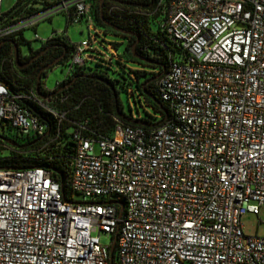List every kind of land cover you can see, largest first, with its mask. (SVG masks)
<instances>
[{"label":"built area","instance_id":"built-area-1","mask_svg":"<svg viewBox=\"0 0 264 264\" xmlns=\"http://www.w3.org/2000/svg\"><path fill=\"white\" fill-rule=\"evenodd\" d=\"M52 2L0 24V40L73 7V23L95 33L90 0ZM158 5L181 49L158 83L171 118L153 129L118 121L110 136L77 130L68 195L43 166L0 167V264H110L102 234L117 231L118 264H264V237L242 223L264 206V0ZM91 42L74 43L57 86L86 64ZM56 94L14 91L0 78V129L45 136L18 100L63 122L66 112L48 104Z\"/></svg>","mask_w":264,"mask_h":264},{"label":"trees","instance_id":"trees-1","mask_svg":"<svg viewBox=\"0 0 264 264\" xmlns=\"http://www.w3.org/2000/svg\"><path fill=\"white\" fill-rule=\"evenodd\" d=\"M90 3L96 35L102 31H112L128 40L124 54H117V60L120 63L124 59L130 60L150 69H133L131 72L139 91L145 92L143 96L146 103L160 113V119H153L154 116L151 115L149 118L127 115L121 107L119 91L116 86L118 80L111 78L108 72L93 68L88 63V58L91 56L89 54H87L86 64L77 67L74 73L67 80L58 84L56 88L60 89L66 86L75 78L72 84L58 92L48 102L52 108L66 112L63 122H59L57 117L36 101L25 98L18 100L27 111L41 119L46 125L47 134L31 138L10 125L5 128L1 127L4 131L8 130L9 132L6 133L5 131L3 134L0 132V167L43 166L51 171L55 180L61 183L67 195L74 169L77 130L86 136H110L118 121L140 126L144 129H153L171 118V109L168 102L161 97L158 83L159 79L169 71L171 61L181 51L180 46L168 36L163 28V23L167 18V7H160L158 0H104L103 9L102 0H90ZM52 4L53 2L50 0H17L11 10L4 12L0 24H9L16 19L32 16ZM75 8L73 7L69 12L58 11L67 15L68 25L73 23ZM46 18H51V16ZM116 27L131 31L134 34L125 33ZM30 28L36 30V26ZM26 29L20 30L6 39L17 41V37L20 36L25 40L24 31ZM1 42L2 40H0ZM74 43L66 32H55L36 51L43 50L45 45L53 47L30 68L20 71L16 69V63L12 62L10 65L8 61L13 46L3 44L0 54V78L14 91H26L32 86L37 90L40 69L63 54L65 56L58 64H65L75 51ZM134 44H136V52L139 56L134 55L132 49ZM114 46L117 48L119 45L114 43ZM89 50L90 48L87 49V51ZM110 60L112 59L110 58ZM49 70L42 73L40 81L42 95L50 93V90L43 83V76ZM161 73L163 74L160 77L155 78ZM108 82L113 84L117 90L118 103L114 90ZM44 102L47 101L44 100ZM121 113L125 117H122ZM136 120L143 122V124L136 123ZM9 133H13L14 136H9ZM5 138L17 144L14 145ZM6 151H9V154H4ZM112 264H118L117 250H115Z\"/></svg>","mask_w":264,"mask_h":264},{"label":"rangeland","instance_id":"rangeland-1","mask_svg":"<svg viewBox=\"0 0 264 264\" xmlns=\"http://www.w3.org/2000/svg\"><path fill=\"white\" fill-rule=\"evenodd\" d=\"M16 1L3 0V11L8 12L11 10L15 6ZM55 32H66L71 41L75 43L92 38V43L88 44V49L90 48V50L86 51L87 54L91 55L89 58L86 55L88 63L93 68L108 72L111 78L118 80L116 86L123 111L129 116L149 118L151 115L154 116L153 119H160V113L146 103L131 72L133 69H150L130 60L124 59L122 63L117 60V54H124L125 52L128 41L126 37L115 34L112 31H102L99 35H96L91 32L88 23L85 21L68 25L67 15L64 12H56L51 18H42L38 22L36 30L27 28L24 31L26 41L20 36L17 37L21 55L26 56L32 49H39L43 42L53 36ZM114 43L119 46L116 48ZM8 61L11 65L12 60L9 59ZM67 71L68 68L63 64L54 66L43 76L44 86L49 90H53L57 83L63 80ZM5 131L6 133L9 132L8 130ZM5 131L3 128L0 129L2 134ZM9 136L13 137L14 135L9 133ZM4 154H9V151ZM242 223L246 234L264 237V206L261 208L260 214L245 212L242 215ZM102 238L106 243H111V237L106 233L102 234Z\"/></svg>","mask_w":264,"mask_h":264},{"label":"water","instance_id":"water-1","mask_svg":"<svg viewBox=\"0 0 264 264\" xmlns=\"http://www.w3.org/2000/svg\"><path fill=\"white\" fill-rule=\"evenodd\" d=\"M103 2H104V0H102V9H103ZM102 14H103V13H102ZM107 23H108V22H107ZM109 24H110V25H113V24H111V23H109ZM113 26H114V25H113ZM116 29L121 30V31H123V32H125V33L134 34V33L131 32V31H127V30H125V29H121V28H119V27H116ZM6 41L12 42V43L14 44V59H15L16 64H17L18 66H21V53H20V47H19V44H18V42H17L16 40H13V39H5V40H3V41L0 43V54H1L2 45H3V43L6 42ZM132 49H133L134 55H135V56H139V54H137V52H136V44L133 45V48H132ZM43 52H44V51H43ZM43 52H42V53H43ZM40 54H41V53H40ZM64 56H65V54L59 56L57 59H55L54 61H52L51 63H49L47 66H45V67L39 72V75H38V80H39V82H38V85H37V92H38L43 98H50V97L53 96L54 94L60 92L61 90H64L67 86L71 85L72 82L74 81L75 78H74L73 80H71L70 82H68V84H67L66 86H64V87H62V88H60V89H58V90H56V91H53V92H51V93H49V94H47V95H42V93H41V90H40V81H41V79H42V73H43V71H45V70H47V69H51L52 67H54L55 65H57V64H58V63L64 58ZM143 59H144V58H143ZM162 74H163V73L157 75L155 78L160 77ZM108 83H109V82H108ZM109 85L112 86V88H113V90H114V93H115V96H116V99H117V103H118V93H117V90H116V88H115V86H114L113 84L109 83ZM120 115H121L122 117H125L123 113H121ZM130 119H134V118H130ZM132 121H134V120H132ZM135 122L138 123V124H143V122L138 121V120H136ZM5 139L8 140V141H10V142H11L12 144H14V145L17 144L16 142L11 141V140H9V139H7V138H5ZM62 191H63V193H65V189H64L63 186H62ZM110 202H111V203H118V204L121 205L120 217H122L123 212H124V205H125V204H124V201H121V200H114V201H110ZM118 236H119V232L117 231V232L115 233V235L113 236V238L111 239V244H110V252H111L110 260H111V264L113 263L114 254H115V250H116V245H117V241H118Z\"/></svg>","mask_w":264,"mask_h":264},{"label":"flooded vegetation","instance_id":"flooded-vegetation-1","mask_svg":"<svg viewBox=\"0 0 264 264\" xmlns=\"http://www.w3.org/2000/svg\"><path fill=\"white\" fill-rule=\"evenodd\" d=\"M57 1V0H56ZM5 40V39H4ZM17 42H18V40H17ZM3 44H11L12 46H13V49H14V44L12 43V42H9V41H6V42H4ZM18 44H19V42H18ZM53 46H50V45H45V47H44V49L43 50H41V51H36L35 49H32L31 50V52L28 54V55H26V56H22L21 55V66H16V69L17 70H23V69H28V68H30L39 58H41L45 53H47V51L49 50V49H51ZM44 51V52H43ZM43 52V53H42ZM41 53V54H40ZM51 63V62H50ZM49 64V63H48ZM47 64V65H48ZM47 65H45V66H47ZM44 66V67H45ZM44 67H42L41 69H40V71L44 68ZM47 70H49V69H47ZM47 70H45V71H47ZM39 71V72H40ZM45 71H43V72H45ZM142 94H145V92H143Z\"/></svg>","mask_w":264,"mask_h":264},{"label":"crops","instance_id":"crops-1","mask_svg":"<svg viewBox=\"0 0 264 264\" xmlns=\"http://www.w3.org/2000/svg\"><path fill=\"white\" fill-rule=\"evenodd\" d=\"M50 1H55V0H50ZM11 58L14 57V52L12 51L10 54Z\"/></svg>","mask_w":264,"mask_h":264},{"label":"clouds","instance_id":"clouds-1","mask_svg":"<svg viewBox=\"0 0 264 264\" xmlns=\"http://www.w3.org/2000/svg\"><path fill=\"white\" fill-rule=\"evenodd\" d=\"M3 41V40H2ZM13 51H14V49H13ZM15 60V59H14ZM16 63V62H15ZM58 65V64H57ZM58 90V89H57Z\"/></svg>","mask_w":264,"mask_h":264}]
</instances>
